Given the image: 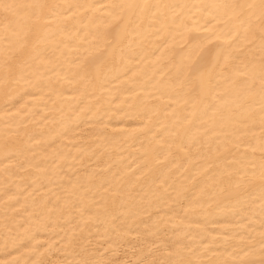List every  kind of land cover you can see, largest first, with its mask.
<instances>
[{"label": "bare ground", "instance_id": "1", "mask_svg": "<svg viewBox=\"0 0 264 264\" xmlns=\"http://www.w3.org/2000/svg\"><path fill=\"white\" fill-rule=\"evenodd\" d=\"M8 2L0 264H264L261 0Z\"/></svg>", "mask_w": 264, "mask_h": 264}, {"label": "snow or ice", "instance_id": "2", "mask_svg": "<svg viewBox=\"0 0 264 264\" xmlns=\"http://www.w3.org/2000/svg\"><path fill=\"white\" fill-rule=\"evenodd\" d=\"M260 6H261L262 14H264V0H261V5ZM26 7L36 8V7H41V6L20 5V4H17L15 2H8V0H0V10H3L5 13H9V14H11L13 16H18L19 13ZM122 7L133 9V8L136 7V5L126 4V5H123Z\"/></svg>", "mask_w": 264, "mask_h": 264}]
</instances>
